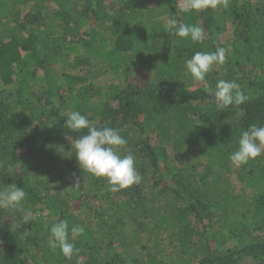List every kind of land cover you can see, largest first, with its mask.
I'll list each match as a JSON object with an SVG mask.
<instances>
[{
	"label": "trees",
	"instance_id": "16d2710c",
	"mask_svg": "<svg viewBox=\"0 0 264 264\" xmlns=\"http://www.w3.org/2000/svg\"><path fill=\"white\" fill-rule=\"evenodd\" d=\"M55 1L0 0V21L22 32L0 38V189L23 187L36 217L24 224L0 208V264H264V155L229 160L243 131L264 126V0L192 12L179 0H80L74 11ZM159 5L204 41L168 31ZM218 46L225 63L195 81L186 61ZM219 80L249 99L218 109L205 86ZM72 111L118 130L128 143L117 151L134 156L141 183L113 192L83 171L73 145L88 130L65 127ZM60 221L78 249L71 260L48 244Z\"/></svg>",
	"mask_w": 264,
	"mask_h": 264
},
{
	"label": "clouds",
	"instance_id": "9594fccd",
	"mask_svg": "<svg viewBox=\"0 0 264 264\" xmlns=\"http://www.w3.org/2000/svg\"><path fill=\"white\" fill-rule=\"evenodd\" d=\"M230 0H186L182 12L201 11L208 8H228ZM166 29L181 38H190L194 43H202L205 39L204 30L198 25L178 24L175 19L167 22ZM227 49L217 47L213 52L197 51L192 58L186 61V68L195 81L203 83L215 65H222L227 58ZM205 90L214 96L216 107L226 109L232 105H242L249 97L241 90L236 81L219 80L214 89ZM65 127L80 132L87 129V134L81 135L74 142L75 155L83 171L96 177H105L111 186V191L138 185L142 176L136 168L135 158L132 154L121 155L118 148L127 145V140L118 130L112 127H97L86 115L79 111H72L66 116ZM238 149L230 153V162L239 167L247 164L249 160L264 155V126L252 124L243 131L238 141ZM9 173L13 169H8ZM80 181L76 180L73 187H79ZM26 192L23 187L11 185L0 189V208L16 210L22 213V222L29 224L36 217L30 210L24 208ZM49 247L55 250L59 247L62 254L69 260L78 252L74 244L68 239V223L60 221L52 225ZM73 233L82 234L85 229L75 226Z\"/></svg>",
	"mask_w": 264,
	"mask_h": 264
},
{
	"label": "rangeland",
	"instance_id": "374dc122",
	"mask_svg": "<svg viewBox=\"0 0 264 264\" xmlns=\"http://www.w3.org/2000/svg\"><path fill=\"white\" fill-rule=\"evenodd\" d=\"M185 3H186V0H179L178 8L181 10V8L184 7ZM80 5H81L80 0H60V1H55V3H53L52 6L54 7L56 6V8H59V9H61L63 6H67L68 8H71L72 11H74L75 9L80 8ZM153 9H155V7ZM156 9H157L156 11H159L158 12L159 17H165L167 18V20L175 19L177 23H180L178 19V14H173L167 5L166 6L159 5L158 7H156ZM225 27H226V37H227V35L231 33L230 21L226 22ZM15 33L19 34L20 36L22 35L20 27L15 26V23L11 22V20L10 21L8 20L0 21V38L9 39ZM73 58H75L74 54H67V56L65 57V59H68L69 61L72 60ZM55 66H56L55 69H57V71L67 70L68 62L66 64L60 63V62L58 64L55 63ZM84 70H85L84 68L81 70L70 69L69 72H72L74 74H77V73L85 74ZM96 70H97L96 72L97 74L92 73V76H94L93 79L96 81V87L99 89H103L104 84L107 82V76L105 73H103V70H101V68H98V69L96 68ZM97 76H98L97 78L98 80H96ZM198 154H200L198 155V157H200L203 163L208 162V160L206 159V155L203 152L200 151L198 152ZM44 214H47V211L44 212ZM251 262L252 260L250 259L246 261L247 264Z\"/></svg>",
	"mask_w": 264,
	"mask_h": 264
}]
</instances>
